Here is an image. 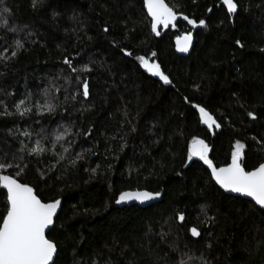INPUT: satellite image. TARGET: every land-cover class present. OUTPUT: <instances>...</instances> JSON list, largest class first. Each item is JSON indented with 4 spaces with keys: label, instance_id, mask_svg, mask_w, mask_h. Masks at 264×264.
Returning a JSON list of instances; mask_svg holds the SVG:
<instances>
[{
    "label": "trees",
    "instance_id": "trees-1",
    "mask_svg": "<svg viewBox=\"0 0 264 264\" xmlns=\"http://www.w3.org/2000/svg\"><path fill=\"white\" fill-rule=\"evenodd\" d=\"M164 1L197 21L187 55L173 50L187 23L176 19L154 35L142 0H0L8 10L0 52L23 44L0 59V112L13 113L0 115V158L12 165L0 174L42 201L60 200L46 232L57 248L52 264L264 262V209L224 193L187 151L200 139L221 165L239 141L245 170L264 161V0H235L236 13L220 0ZM139 57L159 64L171 84ZM26 97L32 110L21 116L15 105ZM45 104L53 110L38 107ZM199 107L218 130L200 125ZM38 140L45 151L29 153ZM124 189L162 193L144 206H114ZM7 207L0 188V222Z\"/></svg>",
    "mask_w": 264,
    "mask_h": 264
},
{
    "label": "snow or ice",
    "instance_id": "snow-or-ice-1",
    "mask_svg": "<svg viewBox=\"0 0 264 264\" xmlns=\"http://www.w3.org/2000/svg\"><path fill=\"white\" fill-rule=\"evenodd\" d=\"M33 6H38L42 0H32ZM227 5V11L229 13H236L238 4L235 0H223ZM147 8L150 15L153 18L152 30L157 32V25L163 24L164 27H168L177 19V14L169 7H167L163 0H146ZM7 9H0V13H7ZM3 17L0 15V20ZM190 25L194 27L197 25V21L184 17ZM200 26H206V21L201 19L198 21ZM174 26V25H173ZM192 34L188 33L182 38L177 40V48L181 52H188L192 44ZM240 44V41H237ZM23 44L20 40L15 41V49L11 51V56H6L9 50L5 48L3 52H0V59L8 60L17 55V50L22 48ZM140 63L150 73L158 76L164 83H169L168 77L161 71L160 65L157 63H149L144 57H139ZM65 63L71 65V61L66 57ZM85 70L87 66H85ZM76 71V69H73ZM83 95L87 97L89 95V83L84 80L82 83ZM29 97L20 100L16 105V112L21 116L28 114L32 109L25 107V102ZM2 104V101H0ZM43 111H52L53 105L45 104L38 106ZM201 118L205 124L209 127L217 124L212 115L209 114L203 107H199ZM6 109L0 112V115H12ZM248 115L255 119V115L249 112ZM71 131L70 128H66L63 132L56 135V142H60ZM23 135L29 136L28 132H24ZM194 147L191 152L192 156H199L209 164L211 167V161L207 158V145L201 140L193 142ZM36 147L28 148L29 153L39 154L45 151L41 146V142H36ZM26 147V146H25ZM244 144L237 141L235 150L232 153V163L228 167L215 168L212 167V175L216 182L223 188L229 189L233 192L244 193L249 197H252L256 204L264 207V163L260 164L254 171H245L241 167V157L244 149ZM25 150L21 148V152ZM64 151H68L67 148ZM64 157L61 155L60 159ZM78 159L82 158L78 155ZM74 162V161H73ZM12 165L0 158V169L9 168ZM22 170V169H21ZM0 183L7 190V208L6 215L3 216L2 225H0V264H52L54 254L57 252L56 245L46 239L45 229L53 224V217L56 214V210L60 205V200H56L51 203H43L34 194L32 187L19 183L16 179H13L9 175L0 176ZM159 192L152 193L148 191L137 192H123L120 194L116 203L120 204L127 201H139L141 203L152 200L159 197ZM178 219L183 221L185 219L183 214L178 215ZM192 236H199L200 232L196 227L190 229ZM186 264V262H181Z\"/></svg>",
    "mask_w": 264,
    "mask_h": 264
},
{
    "label": "water",
    "instance_id": "water-1",
    "mask_svg": "<svg viewBox=\"0 0 264 264\" xmlns=\"http://www.w3.org/2000/svg\"><path fill=\"white\" fill-rule=\"evenodd\" d=\"M163 2H164V4L167 6V7H169L167 4H166V2L163 0ZM220 2L222 3V5L224 6V8L227 10V5L226 4H224V2H223V0H220ZM142 7H143V10L145 11V13H146V16L148 17V19H149V21H150V25H151V29H152V22H153V18H152V16L150 15V13H149V11H148V8H147V4H146V0H142ZM176 14H177V19H182L183 21H185L186 23H187V26L189 27V29L187 30V31H183V32H181V33H179L178 35H176L175 37H174V41H173V50H174V52L176 53V54H178V55H187L188 54V52L190 51V48H191V46H190V48H189V51L188 52H181V51H179L178 50V48H177V40L179 39V38H182L184 35H186V34H188V33H191L192 34V37H193V30H194V26L193 25H190L188 22H187V20H185L184 19V17H185V15L184 14H182V13H177V12H175ZM166 27H164V25L163 24H160V25H157V32H159V34H160V32L163 30V29H165ZM153 31V30H152ZM154 33V35H157V33L156 32H153ZM192 43H193V39H192ZM192 45V44H191ZM162 71V70H161ZM163 72V71H162ZM164 73V72H163ZM165 74V73H164ZM151 75L158 81V82H160L162 85H170L171 84V82H170V80H169V83H164L158 76H155V75H153L152 73H151ZM166 75V74H165ZM167 76V75H166ZM169 79V78H168ZM218 124V123H217ZM200 125L201 126H204V127H206L207 129H208V131L209 132H212L213 130H218L219 129V127H217L216 125H212L211 127H209L207 124H205L204 122H203V120H202V118L200 119ZM196 140H200V139H193V140H191L189 143H188V147H187V151H188V153H189V155H191V152H192V150H193V147H194V141H196ZM192 156V155H191ZM193 157H196V158H200L199 156H193ZM232 163V156L229 158V160L225 163V164H221V165H213V164H211V167L209 166V164H207L206 163V167H207V170H208V172H209V175H210V178L212 179V181L215 183V185L219 188V189H221L224 193H227V194H231V195H235V196H239V197H241V198H245V199H247V200H250L256 207H258V208H260V209H264V207H261V206H259L258 204H256V202H255V200L252 198V197H249V196H247L246 194H244V193H237V192H233V191H231V190H229V189H225V188H223L220 184H218L217 182H216V180H215V178H214V176L212 175V167H215V168H224V167H228L230 164ZM262 163H264V161H262V162H260V163H258L255 167H253V168H251V169H248V170H245V171H254L256 168H258L259 167V165L260 164H262ZM241 167H242V165H241ZM3 175H8V174H5V173H2V174H0V176H3ZM10 176V175H9ZM12 177V176H11ZM13 179H15L14 177H12ZM17 180V179H16ZM18 181V180H17ZM19 183H21V184H25V185H28V184H26V183H22V182H20V181H18ZM29 186V185H28ZM0 188H2L4 191H5V194H6V197H7V190H6V188H4L3 187V184L2 183H0ZM137 191H148V192H152V193H156V192H159L160 194L162 193V191L161 190H158V191H150V190H146V189H124V190H121V191H119L117 194H116V196H115V198L113 199V205L114 206H117V207H121V206H127V205H130V204H135V205H138V206H144V205H147V204H150V203H153V202H157V201H159V199H160V197H161V195L159 196V197H156V198H154V199H152V200H149V201H145V202H143V203H141V202H139V201H127V202H122V203H120V204H117L116 203V201H117V199L119 198V196H120V194L121 193H123V192H137ZM37 196V195H36ZM37 198L39 199V197L37 196ZM56 200H59V199H53V200H49V201H42L43 203H51V202H54V201H56ZM9 206V205H8ZM59 207H60V205L58 206V208H57V210H56V213H57V211L59 210ZM8 208V207H7ZM6 212H7V210H6ZM6 212L4 213V215H6ZM3 215V216H4ZM56 215V214H55ZM55 215H54V217H55ZM54 217H53V220H54ZM2 219H3V217H2ZM2 219H1V222H0V225H2ZM52 225H49L46 229H45V237H46V232L48 231V229L51 227ZM192 228V227H191ZM190 228V229H191ZM190 233H191V231H190ZM192 235V234H191ZM47 239V238H46ZM50 241V240H49ZM260 264H264V262H262V263H260Z\"/></svg>",
    "mask_w": 264,
    "mask_h": 264
},
{
    "label": "rangeland",
    "instance_id": "rangeland-1",
    "mask_svg": "<svg viewBox=\"0 0 264 264\" xmlns=\"http://www.w3.org/2000/svg\"><path fill=\"white\" fill-rule=\"evenodd\" d=\"M150 63V62H149ZM205 144V143H204ZM235 150V147L233 148V151ZM233 151H232V153H233Z\"/></svg>",
    "mask_w": 264,
    "mask_h": 264
}]
</instances>
